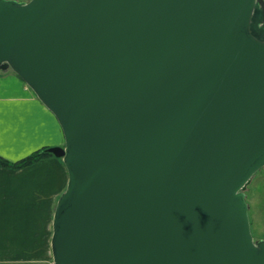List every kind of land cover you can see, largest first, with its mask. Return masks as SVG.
<instances>
[{
	"label": "water",
	"instance_id": "obj_1",
	"mask_svg": "<svg viewBox=\"0 0 264 264\" xmlns=\"http://www.w3.org/2000/svg\"><path fill=\"white\" fill-rule=\"evenodd\" d=\"M55 114L54 264H264V0H0V70Z\"/></svg>",
	"mask_w": 264,
	"mask_h": 264
},
{
	"label": "crops",
	"instance_id": "obj_2",
	"mask_svg": "<svg viewBox=\"0 0 264 264\" xmlns=\"http://www.w3.org/2000/svg\"><path fill=\"white\" fill-rule=\"evenodd\" d=\"M64 144L55 114L12 69L0 70V155L18 161ZM67 179L55 156L23 168L0 164V264H54L52 218Z\"/></svg>",
	"mask_w": 264,
	"mask_h": 264
},
{
	"label": "rangeland",
	"instance_id": "obj_3",
	"mask_svg": "<svg viewBox=\"0 0 264 264\" xmlns=\"http://www.w3.org/2000/svg\"><path fill=\"white\" fill-rule=\"evenodd\" d=\"M245 192L249 204V216L253 235L256 240L262 239L264 238V167L253 175L245 188ZM44 220V227L47 228L49 226V218H45Z\"/></svg>",
	"mask_w": 264,
	"mask_h": 264
},
{
	"label": "trees",
	"instance_id": "obj_4",
	"mask_svg": "<svg viewBox=\"0 0 264 264\" xmlns=\"http://www.w3.org/2000/svg\"><path fill=\"white\" fill-rule=\"evenodd\" d=\"M49 148L50 147H43L41 149L35 150L31 154L27 155L26 157L18 161H10L0 155V164L5 167L23 168L25 166H28L34 162L41 160L42 158L55 156L54 153L49 151Z\"/></svg>",
	"mask_w": 264,
	"mask_h": 264
}]
</instances>
